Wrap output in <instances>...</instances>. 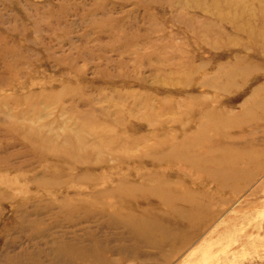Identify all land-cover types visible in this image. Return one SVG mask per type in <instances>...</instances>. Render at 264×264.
I'll list each match as a JSON object with an SVG mask.
<instances>
[{
    "label": "rangeland",
    "instance_id": "1",
    "mask_svg": "<svg viewBox=\"0 0 264 264\" xmlns=\"http://www.w3.org/2000/svg\"><path fill=\"white\" fill-rule=\"evenodd\" d=\"M0 264H264V0H0Z\"/></svg>",
    "mask_w": 264,
    "mask_h": 264
}]
</instances>
